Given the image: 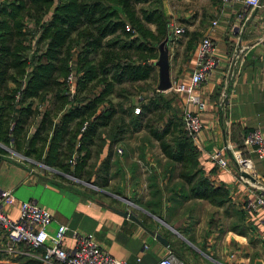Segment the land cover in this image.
Listing matches in <instances>:
<instances>
[{"label": "crops", "instance_id": "1", "mask_svg": "<svg viewBox=\"0 0 264 264\" xmlns=\"http://www.w3.org/2000/svg\"><path fill=\"white\" fill-rule=\"evenodd\" d=\"M4 2L0 0V5ZM162 3L164 15L171 21L172 41L167 48L172 83L189 81L203 38L210 37L216 45V65L196 94L207 107L200 114L203 128L194 144L199 169L215 188L227 190L228 203L216 207L191 199L189 185L179 175L180 165L166 158L159 143L144 130L116 146H124L123 156L113 150L108 184L100 189L106 201L95 200L72 186L70 177H55L54 168L44 164L32 167L34 160L1 143L0 150L6 153L0 151V194L11 192L18 203L36 202L52 214V234L59 225L92 234L103 250L127 264H157L172 249L182 264H264V216L261 211L246 209L250 201L264 196V161L244 145L252 131L264 133V0L257 9L246 0ZM54 9L55 5L45 22ZM150 29L155 32L156 26L150 25ZM9 89L15 90L16 85L9 82L4 91ZM175 94L179 100L173 107L180 110L181 117L185 110L197 112L186 103L185 95ZM38 105L41 111L50 107L48 102L36 101L33 108ZM39 121L40 117L33 125ZM215 154L221 155L227 168L219 165ZM107 155L105 147L101 160ZM237 158L250 161L251 169L244 170ZM3 208L12 218L20 214L17 204ZM156 235L165 238L169 246ZM67 243L71 246L72 239ZM5 246L0 233V249ZM13 258L19 260L13 262ZM21 260L43 264L24 256L3 257L0 262L21 264Z\"/></svg>", "mask_w": 264, "mask_h": 264}, {"label": "trees", "instance_id": "2", "mask_svg": "<svg viewBox=\"0 0 264 264\" xmlns=\"http://www.w3.org/2000/svg\"><path fill=\"white\" fill-rule=\"evenodd\" d=\"M139 4L146 6L138 9ZM171 41L162 0H5L0 5V143L54 168L59 173L55 177L69 176L102 189L115 147L144 130L166 158L180 165L191 199L226 205L227 190L215 188L198 167L199 152L173 107L177 102L150 87L142 90L151 94L138 101L140 113L124 102V96H133L126 86L157 78L159 47ZM9 82L16 89L4 91ZM96 89L99 93L86 96ZM114 95L122 102L114 104ZM36 101L50 107L33 108ZM105 147L108 155L101 160ZM94 156L100 161L96 173L89 164Z\"/></svg>", "mask_w": 264, "mask_h": 264}, {"label": "built area", "instance_id": "3", "mask_svg": "<svg viewBox=\"0 0 264 264\" xmlns=\"http://www.w3.org/2000/svg\"><path fill=\"white\" fill-rule=\"evenodd\" d=\"M237 0H222L224 4H231ZM248 6L260 8L261 0H246ZM130 31V28L127 27ZM183 33L182 30L177 31ZM216 45L205 37L200 42L196 52V69L189 81L172 83V91L187 97L186 103L197 108V112L185 110L182 115L184 129L187 135L195 142L202 131L203 125L200 114L206 110L207 104L196 94L208 74L215 67L213 58ZM71 94L76 89V79L73 75L68 78ZM141 109H136L140 113ZM87 125V124H86ZM85 125V127H86ZM244 145L258 154L264 161V133L256 129L244 140ZM119 156L124 155L122 147H115ZM214 159L223 168H227V162L220 154H215ZM239 165L244 170L251 169L250 161L237 158ZM0 233L6 242V246L0 252L11 254L14 257L24 256L33 260H40L43 264H127L111 256L103 250L97 239L92 234L71 230L66 225H59L55 233L49 231L54 222L52 214L45 208L33 201L16 200L11 192L3 191L0 194ZM17 204L20 214L12 218L4 210V205L13 206ZM249 212L261 211L264 216V196H258L254 201L246 205ZM72 239V245L67 241ZM148 246H145V250ZM37 253V254H36ZM157 264H182L173 251L162 258Z\"/></svg>", "mask_w": 264, "mask_h": 264}, {"label": "rangeland", "instance_id": "4", "mask_svg": "<svg viewBox=\"0 0 264 264\" xmlns=\"http://www.w3.org/2000/svg\"><path fill=\"white\" fill-rule=\"evenodd\" d=\"M34 29V28H33ZM73 62H72V66H73V69H75V66H76V57L74 56V58H73V60H72ZM156 79H153L152 81H150V82H148V83H141V84H139V85H136L134 88L133 87H131V86H126L125 87V89H126V93L128 94V93H132L133 94V96H131V97H127V96H124L125 98H127V100H125L124 102L126 103V105L128 106V107H133V113L134 114H137L136 113V109H138V108H140L141 107V105L138 103V101H141L143 98H147L150 94H151V91L153 90V89H157V86H158V74L156 73ZM146 87H150V90L151 91H148V92H142V90H145V88ZM134 91H136V92H134ZM97 93H99V89H96V90H94V91H92L91 93H89L88 95L86 94V93H84V95L86 94V96H88V98H90V97H92L93 95H96ZM137 93V94H136ZM168 97H170V98H173V103H175V102H178V97H176V94L174 93V91L173 92H171V90L169 91V93H168V95H167ZM111 100H113V102H114V104H118V103H120V102H122V100L123 99H120V98H118L117 96L115 97V95L114 96H112L111 97ZM79 101H81V99H79ZM180 111V110H179ZM179 114H180V117H181V112H179ZM182 118V117H181ZM160 125H164V121H161L160 122ZM131 138V137H130ZM130 138H128V139H130ZM128 139H126L125 141H127ZM123 143H125V142H123ZM126 144V143H125ZM43 146V145H42ZM42 146H40L39 148V150L41 151V147ZM7 147V146H6ZM124 146L122 145V148H123ZM9 148V147H8ZM13 149H14V153H18L17 151H16V149H15V147H13ZM96 150V149H95ZM0 151H4L5 152V150H0ZM43 152V154H45V152H46V146L44 147V150L42 151ZM6 153V152H5ZM41 153V152H40ZM19 154H21V156H22V152L21 153H19ZM76 155V154H75ZM24 156V155H23ZM117 156H119V155H117ZM27 158V157H26ZM75 158V157H74ZM25 159V158H24ZM32 160H34L35 161V163H33V164H31V166L32 167H34L35 168V166H36V164H42V163H40V162H38V161H36L35 159H32ZM73 160H75V159H73ZM90 165H91V168H93V167H95V170H92L94 173H96L97 171H99L98 170V168H99V166H100V161H99V158H97V156H94L93 157V159L90 161V163H89ZM37 167V166H36ZM91 168H90V170H91ZM39 171L41 170L40 168L38 169ZM45 170V169H44ZM48 171H50V170H48ZM56 175H58L57 173H56V171H55V176ZM59 176H61V175H59ZM66 177V179L69 177V176H65ZM95 177H93V179H94ZM68 179H70V178H68ZM71 181V183H72V186L73 185H75V186H77L78 188H81V189H83L84 191L83 192H85L86 194H89V195H91V197L92 198H95V200H98V201H103L106 197L104 196V194H102L101 193V191H100V189L101 188H99V187H97V186H95L93 183H88V182H85V181H82V180H78V179H75V180H72V179H70ZM108 192H111L110 190H108ZM113 199H115V198H113ZM104 201H106V200H104ZM112 200L111 199H109V202H111ZM112 203V202H111ZM8 256H12L11 254H8V253H3V252H0V259H2L3 257H8ZM17 260H19L18 258L17 259H15V258H13V262L14 261H17ZM26 263V261H23L22 260V263L21 264H25ZM0 264H2L1 262H0Z\"/></svg>", "mask_w": 264, "mask_h": 264}, {"label": "water", "instance_id": "5", "mask_svg": "<svg viewBox=\"0 0 264 264\" xmlns=\"http://www.w3.org/2000/svg\"><path fill=\"white\" fill-rule=\"evenodd\" d=\"M158 68L159 82L157 86L158 92H168L172 89V80L170 74V54L168 48L165 44H161L159 47V58L156 62ZM57 173V172H56ZM246 178H251L248 174H243ZM71 179H74L70 177ZM75 180V179H74ZM124 217H129L133 220L138 221L133 215L129 213H121ZM157 240H159L164 246L168 247L169 242L163 238L161 235H156Z\"/></svg>", "mask_w": 264, "mask_h": 264}]
</instances>
